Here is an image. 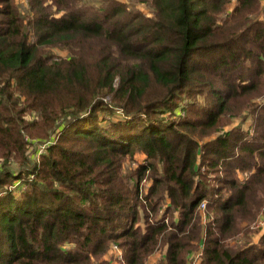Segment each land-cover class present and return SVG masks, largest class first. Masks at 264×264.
Returning <instances> with one entry per match:
<instances>
[{"label":"trees","instance_id":"1","mask_svg":"<svg viewBox=\"0 0 264 264\" xmlns=\"http://www.w3.org/2000/svg\"><path fill=\"white\" fill-rule=\"evenodd\" d=\"M16 1L0 0V264H111V244L122 264H188L199 244L200 264H264V233L229 244L264 208V4ZM244 111L251 132L193 138Z\"/></svg>","mask_w":264,"mask_h":264},{"label":"rangeland","instance_id":"2","mask_svg":"<svg viewBox=\"0 0 264 264\" xmlns=\"http://www.w3.org/2000/svg\"><path fill=\"white\" fill-rule=\"evenodd\" d=\"M25 0H17V5H18V12L23 16V17H27V6L24 3ZM122 3H125L129 9L132 10H136V11H140L142 12L145 16H152V10L149 7V5L146 4H138L134 1L131 0H119ZM259 3V8L262 7V5L264 4V0H260L258 1ZM100 4V0H85V5H92V6H97ZM235 1L232 0V2L228 5L227 10H231L232 7H234ZM229 12V11H228ZM224 15L221 16L224 17ZM261 18V17H260ZM26 21V18H25ZM53 54H57V55H61V56H65L66 55V51L62 50V49H53L52 50ZM254 101L256 102H260L261 104L264 103V89H263V95L260 98L255 99ZM253 124H255V119L254 116H252V114L249 111H244L241 114H239L238 116H233V115H226L224 116L220 123L218 124V129L217 132L214 133L211 136L208 137H202L200 138V136L197 135H193V138L198 141L199 143H204L206 141L211 140L212 138H214L217 135H221L223 133H226L228 131H231L233 129H241L242 131H250L252 129H250L251 126H253ZM24 140L31 143L33 141H36L34 139L29 138L28 136L24 137ZM28 152H27V157L30 158L32 156V154H34L35 152V148H37L39 150L38 155H36L37 157L40 156L41 153H43L45 150L44 145L42 144H36L34 143L33 145H29L28 146ZM35 157V158H37ZM34 158V160H35ZM148 162L146 160L145 155H143L142 153H135L133 157L130 158H126L123 162V168H122V173L124 175H127L128 178L131 180V178H135V172L138 168L143 167L144 165H146ZM204 171V168L201 170ZM249 174L248 173H243V174H239L238 178L241 179L242 182H244L247 178H248ZM151 178L146 177L142 180L141 182V189L145 191V189H148L150 183H151ZM203 205V207H202ZM166 203L162 202L158 205V209H157V215L161 216L162 213H164V211L166 210ZM199 211H200V216H201V222L202 225H207L208 221L211 220V216L213 215L212 213L208 212L206 210V202L204 201L200 207H199ZM174 219L177 218V212H174ZM254 217H252L251 215L248 216V218H246L245 220L241 221L239 224V230L240 233L230 239V243L229 244H234V239L239 240L238 243L243 244L248 242V244L251 243H257L259 241V238L261 236L262 233H264V208L260 209L259 213L257 214V216H255V214H253ZM138 225H140L141 230L144 229V221L141 219L138 222ZM248 231H250L249 233L251 234L249 238L246 237V233H248ZM228 242V241H227ZM202 245H198L194 250H192L189 254L188 257V264H200L201 259H202ZM161 255V254H160ZM159 252H157L156 254H154L152 257L148 258L147 262H157L158 259L160 258ZM104 260H111V264H122L119 260H115L113 254L110 252H108V254L106 256H104Z\"/></svg>","mask_w":264,"mask_h":264},{"label":"built area","instance_id":"3","mask_svg":"<svg viewBox=\"0 0 264 264\" xmlns=\"http://www.w3.org/2000/svg\"><path fill=\"white\" fill-rule=\"evenodd\" d=\"M24 3L27 5L28 4L27 0H25ZM202 207H203V205H202ZM110 251L113 254L115 260H119V261L121 260L122 253H121V250L119 249V247L117 245L111 244Z\"/></svg>","mask_w":264,"mask_h":264}]
</instances>
